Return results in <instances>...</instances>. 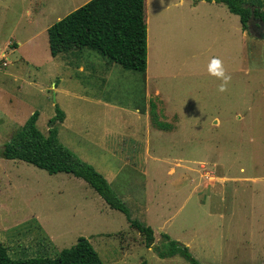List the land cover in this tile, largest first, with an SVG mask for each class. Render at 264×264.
<instances>
[{"label": "rangeland", "instance_id": "rangeland-1", "mask_svg": "<svg viewBox=\"0 0 264 264\" xmlns=\"http://www.w3.org/2000/svg\"><path fill=\"white\" fill-rule=\"evenodd\" d=\"M86 0H0V149L37 111L91 164L153 244L83 179L0 157V243L12 259L86 238L103 264H264V40L215 0H145L147 65L88 48L51 56L47 27ZM251 2L264 12V0ZM218 58L230 76L208 71ZM167 236V238L165 237Z\"/></svg>", "mask_w": 264, "mask_h": 264}, {"label": "trees", "instance_id": "trees-1", "mask_svg": "<svg viewBox=\"0 0 264 264\" xmlns=\"http://www.w3.org/2000/svg\"><path fill=\"white\" fill-rule=\"evenodd\" d=\"M226 5L239 17L243 30L248 29L251 14L264 19V12L244 0H215ZM147 24L145 0H88L47 27L48 49L57 56L73 49L95 50L109 62L126 69L145 71L147 65ZM48 120V132L43 134L36 125L37 111H33L21 128L3 144L0 157L17 159L44 169L48 173L65 172L83 179L113 209L121 211L129 225L141 233L144 244L151 247L153 231L130 216L125 203L109 187L106 178L95 168L81 160L74 152L59 142L55 122L61 121L64 112L56 108ZM167 238V236H165ZM156 254L169 257L183 256L191 264H198L186 245L167 240L165 248L154 247ZM0 264H103L91 243L84 237L53 256H36L12 259L0 243ZM135 264H147L141 260Z\"/></svg>", "mask_w": 264, "mask_h": 264}, {"label": "clouds", "instance_id": "clouds-1", "mask_svg": "<svg viewBox=\"0 0 264 264\" xmlns=\"http://www.w3.org/2000/svg\"><path fill=\"white\" fill-rule=\"evenodd\" d=\"M208 71L221 80V83L218 85V91H224L227 82L230 80V76L225 74L221 61L218 58L214 57L210 60Z\"/></svg>", "mask_w": 264, "mask_h": 264}, {"label": "water", "instance_id": "water-1", "mask_svg": "<svg viewBox=\"0 0 264 264\" xmlns=\"http://www.w3.org/2000/svg\"><path fill=\"white\" fill-rule=\"evenodd\" d=\"M253 36L264 40V19H255L253 13L251 12L248 19V29Z\"/></svg>", "mask_w": 264, "mask_h": 264}, {"label": "crops", "instance_id": "crops-1", "mask_svg": "<svg viewBox=\"0 0 264 264\" xmlns=\"http://www.w3.org/2000/svg\"><path fill=\"white\" fill-rule=\"evenodd\" d=\"M86 1H88V0H86ZM86 1H84V2H86ZM146 20H147V16H146ZM147 30V29H146Z\"/></svg>", "mask_w": 264, "mask_h": 264}, {"label": "flooded vegetation", "instance_id": "flooded-vegetation-1", "mask_svg": "<svg viewBox=\"0 0 264 264\" xmlns=\"http://www.w3.org/2000/svg\"><path fill=\"white\" fill-rule=\"evenodd\" d=\"M255 18V17H254ZM255 19H258V18H255Z\"/></svg>", "mask_w": 264, "mask_h": 264}]
</instances>
